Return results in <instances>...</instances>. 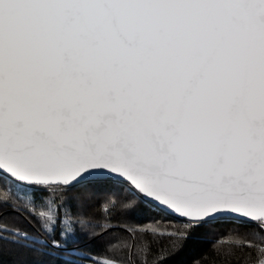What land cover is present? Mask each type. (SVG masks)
Returning <instances> with one entry per match:
<instances>
[{"label":"snow or ice","instance_id":"1","mask_svg":"<svg viewBox=\"0 0 264 264\" xmlns=\"http://www.w3.org/2000/svg\"><path fill=\"white\" fill-rule=\"evenodd\" d=\"M0 264H264V0H0Z\"/></svg>","mask_w":264,"mask_h":264}]
</instances>
